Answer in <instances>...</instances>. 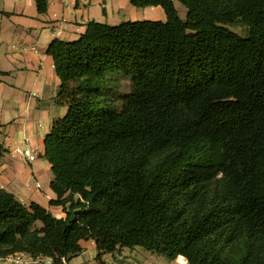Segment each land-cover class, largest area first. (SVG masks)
<instances>
[{"label": "trees", "instance_id": "16d2710c", "mask_svg": "<svg viewBox=\"0 0 264 264\" xmlns=\"http://www.w3.org/2000/svg\"><path fill=\"white\" fill-rule=\"evenodd\" d=\"M33 1L48 13V0ZM131 4L167 20L91 21L78 40L49 46L66 115L43 158L51 205L67 216L0 187V258L63 264L94 241L101 264L135 248L188 264H264V0Z\"/></svg>", "mask_w": 264, "mask_h": 264}, {"label": "crops", "instance_id": "0c3cea01", "mask_svg": "<svg viewBox=\"0 0 264 264\" xmlns=\"http://www.w3.org/2000/svg\"><path fill=\"white\" fill-rule=\"evenodd\" d=\"M48 1V13L41 15L33 0H0V73L5 74L0 75V187L22 203L35 202L61 219L67 215L62 207L51 205L56 199L51 189L53 174L50 163L43 158L51 124L64 110L54 102L60 80L47 53L49 46L56 39L78 40L91 21L112 26L129 20L143 21L152 19L162 8L137 9L132 6V0ZM17 149H32L38 159L30 163L18 155ZM36 181L41 182L42 190L36 189ZM80 245L82 252L69 258L68 264H101L94 241H82ZM31 258L24 254L23 264H34L29 262ZM0 264L16 263L0 258ZM42 264H54V261L44 257ZM102 264L188 262L184 257L170 261L135 248L106 255Z\"/></svg>", "mask_w": 264, "mask_h": 264}, {"label": "rangeland", "instance_id": "374dc122", "mask_svg": "<svg viewBox=\"0 0 264 264\" xmlns=\"http://www.w3.org/2000/svg\"><path fill=\"white\" fill-rule=\"evenodd\" d=\"M177 6H178V11H179V15L182 19H185L186 18V15H187V10L186 8H184L180 3L177 2ZM153 18L152 19H149V18H146V20H143V21H166L167 17L165 16V13L162 9H159V13L158 14H153ZM130 21V20H129ZM234 32H236L237 34L241 35V36H246L247 33H246V30L242 27H232L231 28ZM123 85H124V88L122 90L119 91V94L122 95V94H127L129 93L130 91V88H129V82L128 80H123L122 81ZM66 115V110L64 109L62 111V113L58 114L57 117H64ZM53 125V122L52 124ZM19 155V154H18ZM20 156V155H19ZM35 187L37 190H42V184L41 182L39 181H36L35 183ZM39 185V187H38ZM166 258V257H165Z\"/></svg>", "mask_w": 264, "mask_h": 264}, {"label": "built area", "instance_id": "2783aa9c", "mask_svg": "<svg viewBox=\"0 0 264 264\" xmlns=\"http://www.w3.org/2000/svg\"><path fill=\"white\" fill-rule=\"evenodd\" d=\"M16 152L30 163H33L38 159L36 152L32 149H17ZM8 259L16 264L25 263L24 254L9 256ZM29 262L34 264H42V258H31ZM62 262L63 264H68L67 259H63Z\"/></svg>", "mask_w": 264, "mask_h": 264}]
</instances>
